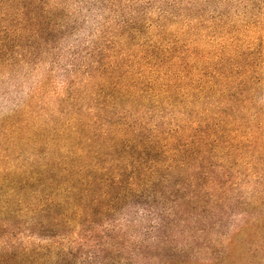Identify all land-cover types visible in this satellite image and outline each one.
Listing matches in <instances>:
<instances>
[{"label":"trees","instance_id":"16d2710c","mask_svg":"<svg viewBox=\"0 0 264 264\" xmlns=\"http://www.w3.org/2000/svg\"><path fill=\"white\" fill-rule=\"evenodd\" d=\"M232 1L152 0V22L104 27L54 105L45 81L0 119V264H152L125 211L165 217L207 169L264 162V53L246 34L264 26ZM69 25L53 0H0V79L35 71Z\"/></svg>","mask_w":264,"mask_h":264},{"label":"rangeland","instance_id":"374dc122","mask_svg":"<svg viewBox=\"0 0 264 264\" xmlns=\"http://www.w3.org/2000/svg\"><path fill=\"white\" fill-rule=\"evenodd\" d=\"M53 1L64 9L70 23L68 35L56 42L58 50L45 55L35 71L0 79V119L22 107L28 94L45 81L49 82L47 101L54 105L70 77L68 71L81 65L86 48L104 27L115 29L122 19L133 17L152 22V0ZM222 9L232 15L248 13L249 17H243L247 21L257 14L264 26V0H233ZM260 29L246 33L248 46H254L259 55V51L264 53V28ZM75 53L78 61L73 60ZM260 103L264 105L263 98ZM230 159L233 166L207 169L196 185L184 184L180 190L183 200L166 206L165 217L160 214L162 205L153 206L152 212L125 211L116 221L124 242L139 243L145 251H152V264H163L164 256L170 262L166 264H264V162L255 164L245 156ZM34 242L51 243L47 238Z\"/></svg>","mask_w":264,"mask_h":264}]
</instances>
